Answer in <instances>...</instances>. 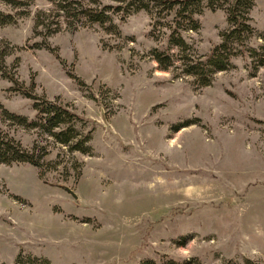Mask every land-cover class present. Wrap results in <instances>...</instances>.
<instances>
[{
	"label": "rangeland",
	"instance_id": "1",
	"mask_svg": "<svg viewBox=\"0 0 264 264\" xmlns=\"http://www.w3.org/2000/svg\"><path fill=\"white\" fill-rule=\"evenodd\" d=\"M19 1L1 5L14 22L0 25V136L48 156L42 170L0 164V264H264V0L250 15L259 54L234 58L207 87L183 72L178 51L169 70L152 57L166 48L164 0H145L156 20L116 15L121 35L71 28L48 0ZM40 11L48 38L35 26ZM196 18L188 55L205 58L227 15L205 8ZM11 77L80 117L90 153L9 120L36 118Z\"/></svg>",
	"mask_w": 264,
	"mask_h": 264
},
{
	"label": "trees",
	"instance_id": "2",
	"mask_svg": "<svg viewBox=\"0 0 264 264\" xmlns=\"http://www.w3.org/2000/svg\"><path fill=\"white\" fill-rule=\"evenodd\" d=\"M48 1L53 4L60 17L68 21L69 27L99 25L113 35H121L119 24L115 22L116 15L120 19L119 22H124L130 15L147 11L153 15L155 20L157 19L149 2H145V0H134L118 6L100 4L99 7L87 4L86 0ZM1 5L18 9L23 4L19 0H0V25L7 26L14 22V16L2 10ZM163 5L167 17H170V24L167 26L169 32L166 35V48L164 50L155 49L152 52L153 59L161 66V69L169 70L177 62L182 61L185 67L183 72L187 76L194 77L200 86L207 87L211 85L216 73L228 71L234 67L232 62L234 58L245 56L246 53L253 56L259 54V49L249 46V41L256 35L250 18L254 8L253 0H164ZM205 8L212 12L219 9L224 10L229 30L221 33V43L216 45L207 57L194 58L188 55L192 47L186 41L185 32L199 31V22L196 17L202 14ZM35 26L46 30V32H42L43 35L45 34V38L53 35L48 29L45 12L36 13ZM45 45L49 48L46 42ZM260 48L264 50V47ZM177 51L179 61L175 59ZM10 79L17 87L16 91H21L26 98L34 100L33 107L36 111V118L29 122L27 118L5 112L9 120L31 130H42L48 138L67 147L72 153H90L89 149L85 147L89 140L88 136L83 137L81 131L77 129V125L82 123L80 117L69 107L57 101L38 99L28 90L22 88L16 79L13 77ZM46 156H48L47 151L38 155L35 150L24 149L14 139L0 136V164L7 166L29 164L42 170ZM41 176L42 174H40ZM30 262L31 264H50L47 260H39L34 257H30ZM16 264H22V258H19ZM148 264L155 263L150 261ZM165 264L190 263L169 260Z\"/></svg>",
	"mask_w": 264,
	"mask_h": 264
},
{
	"label": "water",
	"instance_id": "3",
	"mask_svg": "<svg viewBox=\"0 0 264 264\" xmlns=\"http://www.w3.org/2000/svg\"><path fill=\"white\" fill-rule=\"evenodd\" d=\"M68 191L75 199H77V196H76V194L73 191H71V190H68Z\"/></svg>",
	"mask_w": 264,
	"mask_h": 264
}]
</instances>
